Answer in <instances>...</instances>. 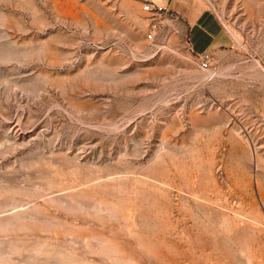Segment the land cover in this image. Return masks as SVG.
Segmentation results:
<instances>
[{"label":"rangeland","instance_id":"1","mask_svg":"<svg viewBox=\"0 0 264 264\" xmlns=\"http://www.w3.org/2000/svg\"><path fill=\"white\" fill-rule=\"evenodd\" d=\"M0 264H264V0H0Z\"/></svg>","mask_w":264,"mask_h":264},{"label":"crops","instance_id":"2","mask_svg":"<svg viewBox=\"0 0 264 264\" xmlns=\"http://www.w3.org/2000/svg\"><path fill=\"white\" fill-rule=\"evenodd\" d=\"M211 24H209L207 21H206V18L204 17H197L195 18V20L193 21V23H191V32H192V37H195L196 34L198 33H201L204 35V42H203V45H196L198 44L196 41H193L194 45V49L196 51H207V50H210L213 46L215 45H212L214 43V40H215V37L217 35H214L215 34V31L214 33H212L210 30H209V26Z\"/></svg>","mask_w":264,"mask_h":264},{"label":"built area","instance_id":"3","mask_svg":"<svg viewBox=\"0 0 264 264\" xmlns=\"http://www.w3.org/2000/svg\"><path fill=\"white\" fill-rule=\"evenodd\" d=\"M161 7L157 6V5H150V4H145L143 6V10L147 13L150 14V21H149V25H150V33H148L147 38L151 39L154 32L156 31L158 24H159V20H158V13L161 11ZM201 67L203 69L208 68V61L205 59H202L201 61Z\"/></svg>","mask_w":264,"mask_h":264}]
</instances>
